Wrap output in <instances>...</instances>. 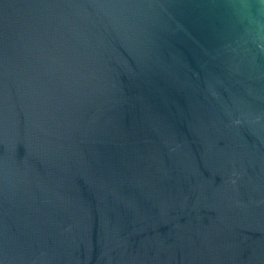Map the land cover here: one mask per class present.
I'll return each mask as SVG.
<instances>
[{
    "label": "water",
    "instance_id": "water-1",
    "mask_svg": "<svg viewBox=\"0 0 264 264\" xmlns=\"http://www.w3.org/2000/svg\"><path fill=\"white\" fill-rule=\"evenodd\" d=\"M0 264H264V0H0Z\"/></svg>",
    "mask_w": 264,
    "mask_h": 264
}]
</instances>
